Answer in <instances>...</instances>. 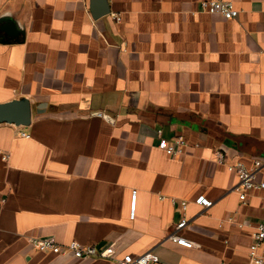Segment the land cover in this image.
I'll return each mask as SVG.
<instances>
[{"label": "crops", "instance_id": "1", "mask_svg": "<svg viewBox=\"0 0 264 264\" xmlns=\"http://www.w3.org/2000/svg\"><path fill=\"white\" fill-rule=\"evenodd\" d=\"M232 1L226 19L200 0H110L99 18L90 0H0L15 31L0 28V103L32 106L30 125L0 123V264L247 261L264 189L241 202L214 151L264 160V0ZM179 134L185 153L159 148ZM184 212L192 247L169 237ZM33 238L107 255L42 252Z\"/></svg>", "mask_w": 264, "mask_h": 264}, {"label": "built area", "instance_id": "2", "mask_svg": "<svg viewBox=\"0 0 264 264\" xmlns=\"http://www.w3.org/2000/svg\"><path fill=\"white\" fill-rule=\"evenodd\" d=\"M200 7L203 11L212 14H220L226 19H232L239 15L240 10L232 0H200ZM96 116L102 117L105 120L114 122V118L101 110L93 113ZM20 134L25 137H30L29 133L21 131ZM160 149L167 154L178 155L186 152L189 146V141L182 135H176L172 139L161 137L158 143ZM216 161L223 164L226 168L234 172L238 176V182L233 187V190L238 194L241 202L246 203L250 194L254 191L264 189V180L260 178V171L264 166L262 158H255L251 164H247L241 159H230L226 152L222 149L214 151ZM10 157L8 153L3 154V159L7 160ZM196 202L203 206H210L212 200L201 195L196 198ZM188 204L183 201V210L186 211ZM135 212V195L131 208V214ZM188 224V218L184 212V216L173 230L169 237L184 246L192 247L194 242L180 234V231ZM31 244L39 251L52 252L56 254H72L78 258L90 256H105L107 255L104 249H100L95 245H83L75 240L61 244L54 238H33ZM157 261V258L152 253H145L134 260H118L115 264H152ZM244 264H264V220L257 223L252 235V242L248 248V258Z\"/></svg>", "mask_w": 264, "mask_h": 264}, {"label": "water", "instance_id": "3", "mask_svg": "<svg viewBox=\"0 0 264 264\" xmlns=\"http://www.w3.org/2000/svg\"><path fill=\"white\" fill-rule=\"evenodd\" d=\"M90 9L94 18L107 15L111 12L110 0H90ZM9 35L15 33L9 22L0 24ZM32 121V106L27 98L14 99L0 103V123H12L17 126H28Z\"/></svg>", "mask_w": 264, "mask_h": 264}]
</instances>
